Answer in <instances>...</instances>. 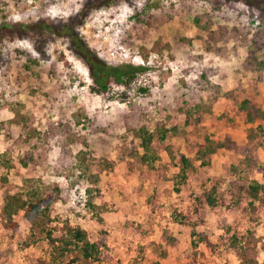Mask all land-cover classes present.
I'll list each match as a JSON object with an SVG mask.
<instances>
[{"label":"rangeland","instance_id":"obj_1","mask_svg":"<svg viewBox=\"0 0 264 264\" xmlns=\"http://www.w3.org/2000/svg\"><path fill=\"white\" fill-rule=\"evenodd\" d=\"M87 1L0 0V23L58 26ZM260 8L113 0L91 11L76 32L97 57L144 68L134 83L100 95L66 37L1 35L0 211L4 190L25 198L24 181L33 179L41 182L34 202L46 213L19 211L10 227L0 218V264L45 258V234L57 238L68 227L103 244L98 261L73 264H264V194L252 206L239 190L264 184V119L247 123L237 112L244 98L264 110ZM173 127L160 141L157 130ZM138 128L154 136L152 164L139 160ZM206 138L222 147L201 165L190 146ZM25 154L31 161L22 167ZM213 187L211 207L203 192ZM86 200L100 209H87ZM199 232L218 241L214 255L192 251ZM230 236L239 251L228 247Z\"/></svg>","mask_w":264,"mask_h":264},{"label":"trees","instance_id":"obj_2","mask_svg":"<svg viewBox=\"0 0 264 264\" xmlns=\"http://www.w3.org/2000/svg\"><path fill=\"white\" fill-rule=\"evenodd\" d=\"M113 0H89L81 9L76 12L67 22L58 26H53L45 21H37L30 24L24 23H0V37L1 35L14 37L15 35L23 36L33 34L36 38L46 37L54 35L55 37H66L69 39L75 56L86 66L89 77L92 82L90 90L92 93L97 95L108 92L111 85L126 87L134 83L137 79V75L144 71V68L140 66H133L131 64L112 66L100 60L97 55L87 46V44L79 37L76 29L83 23L84 18L93 10L99 9L102 6L108 5ZM233 2H243L245 5L255 4L257 8L264 9L263 0H231ZM261 14V11H260ZM138 19V18H137ZM140 21V20H139ZM196 24H199L196 20ZM261 69L264 68V61L258 64ZM139 92L146 93V88H138ZM264 107V103H263ZM237 112L244 115L245 122L253 123L257 119H264V110L257 106L253 101L248 98L239 100L237 103ZM175 127L171 129L160 128L157 130L160 141H163L167 134L170 132L176 133ZM264 135V132H263ZM137 138L140 140L139 147L143 150V153L139 156V160L142 164H152L157 159L151 148V143L154 139L153 134L149 133L145 128H138L136 132ZM190 146V144H188ZM213 146V142L207 140L202 143L192 144L190 147L195 149V154L198 159L201 160V165L207 164V160L210 159L217 148L222 146ZM165 151L170 156L173 155V147L167 144ZM180 162L182 164L181 170L184 173L186 167L189 166V161L183 154H178ZM207 157V159H206ZM3 158V156H2ZM31 161V156L25 154L19 158V164L22 167H27ZM83 179V177H81ZM183 178V176H182ZM87 181L89 178H86ZM184 180V178H183ZM3 184V183H2ZM27 188L24 196L20 193L9 194L8 191L4 190L3 205L0 211V218L3 222L4 227H10L13 223V217L19 212L25 209H29L33 213L38 215H45L46 210H43L34 201L40 197L41 182L39 180L28 179L24 181ZM215 187L211 188L207 192H203L207 205L213 207L215 202L214 193ZM239 190L241 194L247 198H250V204L253 206V202L261 201V195L264 194V184H260L254 181L252 184L246 186H240ZM89 191V190H88ZM202 194V195H203ZM52 197V196H51ZM199 200V197L196 198ZM87 209L99 210V206L93 201L86 200L85 204ZM99 212V211H98ZM100 213V212H99ZM195 234L193 232L191 235ZM197 239L193 236L191 241V248L196 253L198 248L208 249L211 255H214L219 244L212 242L205 232L197 233ZM45 239L50 247V252L45 255V258H37L33 260V264H64V259L70 256L73 252H77L78 256L70 258L65 264H73L79 257L83 260L98 261L101 255V242H90L86 236V232L79 227L70 228L68 227L65 233L57 238L51 235V232L45 234ZM231 240L228 247L233 248L235 251L239 248L236 245V239L234 236L228 237ZM107 259V256H103Z\"/></svg>","mask_w":264,"mask_h":264},{"label":"crops","instance_id":"obj_3","mask_svg":"<svg viewBox=\"0 0 264 264\" xmlns=\"http://www.w3.org/2000/svg\"><path fill=\"white\" fill-rule=\"evenodd\" d=\"M181 154H183V155L185 156V154H184V153H182V152H181ZM185 157L187 158V156H185ZM99 215L103 216V214H99Z\"/></svg>","mask_w":264,"mask_h":264}]
</instances>
